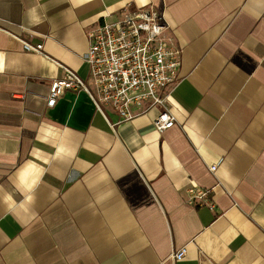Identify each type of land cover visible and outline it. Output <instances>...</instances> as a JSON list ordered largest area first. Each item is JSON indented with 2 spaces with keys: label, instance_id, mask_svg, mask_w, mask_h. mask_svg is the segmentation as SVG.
I'll use <instances>...</instances> for the list:
<instances>
[{
  "label": "crops",
  "instance_id": "0c3cea01",
  "mask_svg": "<svg viewBox=\"0 0 264 264\" xmlns=\"http://www.w3.org/2000/svg\"><path fill=\"white\" fill-rule=\"evenodd\" d=\"M150 6L182 49L173 127L48 105L64 70L91 82L88 30ZM0 68V264H264V0H0Z\"/></svg>",
  "mask_w": 264,
  "mask_h": 264
},
{
  "label": "built area",
  "instance_id": "2783aa9c",
  "mask_svg": "<svg viewBox=\"0 0 264 264\" xmlns=\"http://www.w3.org/2000/svg\"><path fill=\"white\" fill-rule=\"evenodd\" d=\"M170 25L163 13L150 7H128L111 19L104 16L97 26L86 32L89 43L85 61L90 65L91 82H86L69 69L55 78L50 87L48 105L54 106L67 90L90 92L97 109L104 115L113 110L121 123L160 110L154 119L159 131L176 124L168 100L179 81L182 49L169 34ZM27 52L41 53L43 44L24 41ZM218 164L210 166L217 170ZM188 203L208 206L216 204L209 197L211 190L198 186L188 189ZM187 246L172 253L183 259Z\"/></svg>",
  "mask_w": 264,
  "mask_h": 264
},
{
  "label": "clouds",
  "instance_id": "9594fccd",
  "mask_svg": "<svg viewBox=\"0 0 264 264\" xmlns=\"http://www.w3.org/2000/svg\"><path fill=\"white\" fill-rule=\"evenodd\" d=\"M3 69L2 68H0V71H2Z\"/></svg>",
  "mask_w": 264,
  "mask_h": 264
}]
</instances>
